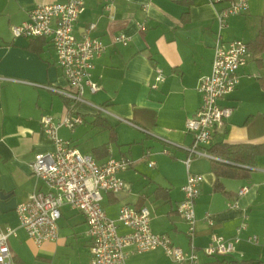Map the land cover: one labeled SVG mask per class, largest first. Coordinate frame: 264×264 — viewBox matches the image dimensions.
Listing matches in <instances>:
<instances>
[{
	"label": "crops",
	"instance_id": "obj_1",
	"mask_svg": "<svg viewBox=\"0 0 264 264\" xmlns=\"http://www.w3.org/2000/svg\"><path fill=\"white\" fill-rule=\"evenodd\" d=\"M63 1L0 0V226L14 229L8 237L12 263L89 264L90 239L80 211L63 205L58 238L40 245L27 236L16 213V206L38 186L31 170L34 155L54 149L41 118L50 116L59 122L68 112L80 115L83 123L73 129L60 126L62 139L98 163L131 161L119 173L124 188L116 194L103 193L106 215L116 220L125 204L146 207L152 231L166 235L188 253V226L178 212L187 176L183 161L193 141L185 123L201 105L198 81L211 72L218 39L242 40L250 51L247 63L238 70L235 89L219 101L231 107L232 114L202 149L209 153L213 145L223 143L264 148V49L256 45L264 32V0H247L248 8L229 15L221 28L217 14L227 1L196 0L185 5L182 0H112L107 8L106 0H85L73 33L78 38L84 27L94 23L92 36L105 46L91 71L100 89L91 93L85 88V102H73L56 91L71 86L57 64L49 36L14 37L11 32L12 26L29 19L36 5ZM120 34L128 37L127 44L115 40ZM156 68L162 70L164 80L152 87ZM214 160L233 163L194 156L188 167L203 176L195 200L197 263L216 261L202 252L212 234L232 239L245 223L235 251L218 256L220 264H264V153L256 154L249 166L235 164L248 169L246 177L219 179L224 192L215 189ZM243 187L248 191L238 195ZM231 201L239 207H229ZM128 231L117 221L119 234ZM251 235L261 236L257 244L248 241ZM126 251V264H180L160 247Z\"/></svg>",
	"mask_w": 264,
	"mask_h": 264
},
{
	"label": "built area",
	"instance_id": "obj_2",
	"mask_svg": "<svg viewBox=\"0 0 264 264\" xmlns=\"http://www.w3.org/2000/svg\"><path fill=\"white\" fill-rule=\"evenodd\" d=\"M106 1H108L106 7L109 8L112 0ZM208 1L212 4L222 2ZM84 2L85 0H64L36 5L29 11L27 21L11 28L14 37H50L57 64L71 86L70 90L56 91L73 102H85L83 99L85 88L91 93L100 89L92 80L91 71L94 68V59L105 51L104 44L92 36L94 23L84 27L78 38L73 33L74 24L84 10ZM247 8V0L229 2L228 6L217 14L219 28L225 25L229 15L241 13ZM115 40L125 45L129 39L120 34ZM248 55L247 44L242 40H232L228 43H222L219 39L216 41L211 72L198 81L197 90L201 94V105L185 123L186 131L193 135V141L186 147L187 157L183 161L187 168V176L182 186L184 197L179 204L178 212L188 226L186 233L189 239L188 253L175 246L166 235L152 231L150 214L146 207L136 208L125 204L121 206L116 220L106 215L101 205L103 193L116 194L124 188V180L119 173L128 169L131 161L120 158L98 163L92 155L81 153L69 141L62 139L58 135L60 126L73 129L83 123L80 115H71L70 112L59 122H55L50 116L41 118L42 130L52 142L54 149L34 155L31 170L38 186L16 206L19 225L27 236L36 245L56 240L59 234L58 220L61 217V207L68 205L85 216L86 234L90 239L89 264H126L128 247H132L135 252L160 247L174 262L196 264L198 256L193 241L196 225L195 200L199 196L203 176L191 173L188 167L194 156L215 158L202 147L211 142L215 128L221 126L232 114V108L222 106L219 101L235 89L239 82L238 70L247 63ZM155 72L152 87H156L164 80L160 68H156ZM91 105L97 111L109 114L106 108ZM152 165L154 163L149 162V166ZM247 191L248 188L243 187L238 191V195H243ZM228 205L239 207L237 201H231ZM117 221L129 231L119 234ZM245 228L246 224L242 223L237 228V235L232 239L212 234L211 242L202 248V252L206 256L231 254L239 241L238 235ZM12 234H15L14 229L0 226V264H13L8 245V237ZM248 241L257 244L259 238L251 235Z\"/></svg>",
	"mask_w": 264,
	"mask_h": 264
},
{
	"label": "trees",
	"instance_id": "obj_3",
	"mask_svg": "<svg viewBox=\"0 0 264 264\" xmlns=\"http://www.w3.org/2000/svg\"><path fill=\"white\" fill-rule=\"evenodd\" d=\"M196 0H182L185 5L193 4ZM228 3L233 0H222ZM257 47L261 50L264 49V32H262L258 39L256 40ZM248 51H250V46L247 45ZM209 153L215 158H219L224 161L233 162L232 164L226 162H220L214 160L212 162V170L216 177L215 189L224 192L222 183L219 179L236 178V177H246L249 173L247 168L239 165L249 166L253 162V158L258 153H264V148L260 146H247V145H230V144H216L209 149ZM218 256L224 255H213L211 257L215 258L216 261H212L207 264H220L221 260ZM198 264V263H196Z\"/></svg>",
	"mask_w": 264,
	"mask_h": 264
},
{
	"label": "rangeland",
	"instance_id": "obj_4",
	"mask_svg": "<svg viewBox=\"0 0 264 264\" xmlns=\"http://www.w3.org/2000/svg\"><path fill=\"white\" fill-rule=\"evenodd\" d=\"M66 209H68V208H65V210H66ZM63 211H64V209H63ZM257 237L259 238V240L261 239V236H258V235H257ZM233 255H234V254H233ZM235 256H236V255H235Z\"/></svg>",
	"mask_w": 264,
	"mask_h": 264
}]
</instances>
